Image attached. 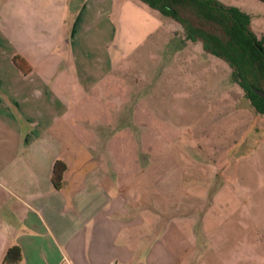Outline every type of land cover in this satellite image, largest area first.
Listing matches in <instances>:
<instances>
[{
  "label": "crops",
  "instance_id": "1",
  "mask_svg": "<svg viewBox=\"0 0 264 264\" xmlns=\"http://www.w3.org/2000/svg\"><path fill=\"white\" fill-rule=\"evenodd\" d=\"M1 17L0 264L14 245L16 264H181L196 240L191 216L169 213L179 201L155 185V174L169 172L154 163L173 134H154L140 103L131 123L146 131L124 121L110 127L129 88L108 70L94 79L76 54H59L37 21ZM57 159L66 163L59 189L51 181Z\"/></svg>",
  "mask_w": 264,
  "mask_h": 264
},
{
  "label": "rangeland",
  "instance_id": "2",
  "mask_svg": "<svg viewBox=\"0 0 264 264\" xmlns=\"http://www.w3.org/2000/svg\"><path fill=\"white\" fill-rule=\"evenodd\" d=\"M220 1L248 13L264 35V2ZM0 9L11 24L37 21L44 42L76 54L94 79L108 70L129 88L110 127L124 121L135 133L173 134L161 140L154 166L169 172L155 174V185L178 199L169 213L191 216L196 240L181 264H264V116L226 61L199 43L175 49L180 27L138 0H0ZM135 103L147 108V126L131 123Z\"/></svg>",
  "mask_w": 264,
  "mask_h": 264
},
{
  "label": "trees",
  "instance_id": "3",
  "mask_svg": "<svg viewBox=\"0 0 264 264\" xmlns=\"http://www.w3.org/2000/svg\"><path fill=\"white\" fill-rule=\"evenodd\" d=\"M161 13L181 27V36L175 49L186 42H200L202 48L224 61L230 67V78L237 83L252 108L264 116V98L254 89L264 90V35L258 38L250 27V15L239 7L226 5L220 0H138ZM264 2V0H260ZM174 50V49H173ZM14 63L23 72L30 66L18 55ZM66 163L57 159L53 165L51 181L56 189L63 184ZM21 260L19 246L9 247L3 264H16Z\"/></svg>",
  "mask_w": 264,
  "mask_h": 264
},
{
  "label": "water",
  "instance_id": "4",
  "mask_svg": "<svg viewBox=\"0 0 264 264\" xmlns=\"http://www.w3.org/2000/svg\"><path fill=\"white\" fill-rule=\"evenodd\" d=\"M254 92L264 98V90L254 89Z\"/></svg>",
  "mask_w": 264,
  "mask_h": 264
}]
</instances>
